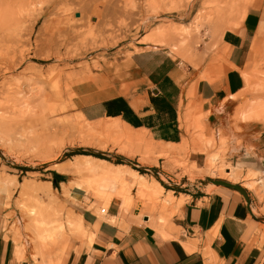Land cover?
I'll use <instances>...</instances> for the list:
<instances>
[{
    "label": "crops",
    "instance_id": "1",
    "mask_svg": "<svg viewBox=\"0 0 264 264\" xmlns=\"http://www.w3.org/2000/svg\"><path fill=\"white\" fill-rule=\"evenodd\" d=\"M209 42L203 40L198 64L184 70L167 46L137 41L136 49L122 63L126 69L111 67L107 86L81 93L75 111L91 124L120 120L151 140L152 153L188 149L187 161L198 170L205 166L208 153L218 151L238 170L264 173V168L260 169L264 163V120L243 121L238 112L245 104L264 102V87L259 86V81H264L262 2L247 6L236 27L223 30L214 45ZM245 73L254 87H249ZM206 140L212 143L208 149ZM162 162L157 160L160 165ZM135 166L147 171L155 167ZM41 175L44 178L37 182L55 191L54 201L57 209H62L63 221L67 209L80 214L82 231L74 236L65 226L67 238L62 248L35 252L15 203L16 188L8 195L0 183L4 188L0 189V264H264V221L257 212V196L250 189H244L248 203L235 189L210 182L177 191L169 218L151 204L143 207L136 200L127 211L110 202L98 214L87 207V202H96L86 200L82 188L71 184L68 195L62 194L61 184L78 181L74 175L55 168ZM4 176L22 181L17 173L0 170V177ZM184 179L174 187L191 185ZM135 191L132 188V198Z\"/></svg>",
    "mask_w": 264,
    "mask_h": 264
},
{
    "label": "rangeland",
    "instance_id": "2",
    "mask_svg": "<svg viewBox=\"0 0 264 264\" xmlns=\"http://www.w3.org/2000/svg\"><path fill=\"white\" fill-rule=\"evenodd\" d=\"M256 1L264 5V0H0V170L17 173L22 181L16 183L40 189L22 194L18 184H11L5 190L8 195L12 188L17 190L15 203L25 219L35 252L43 254L54 247L50 239L41 235L52 225L42 221L47 216L61 220L64 217L54 201L55 191L51 192L48 184L37 182L44 178L41 174L51 168L71 173L78 181L61 184L62 194L67 196V188L74 184L85 190L86 200L92 198L96 202L94 205L87 202V207L98 214L106 209L107 205L96 201L83 183L88 177L81 170L84 161L99 163V158L85 152L100 153L110 161L105 160L110 166L119 161L146 173L148 179H155L173 196L177 191L201 187L207 178L250 189L257 196V212L264 221V192L258 191L261 187L257 184L254 189L245 185V180L251 177L249 169L238 171V179L234 180L241 185L218 175V169L214 174L205 170L206 166L196 169L187 161L188 149L182 150L183 153L173 150L152 153L148 151L151 143L146 145L137 130L120 127L116 122H107L105 126L100 122L91 124L75 111V100L81 93L107 86L111 67L126 69L122 63L136 49L137 41L165 45L179 58L182 69L195 67L203 40L214 45L222 31L236 27L246 7ZM183 36L186 41L182 46L179 42ZM12 63L13 67L6 70ZM259 117L252 119L264 120V116ZM222 158L217 166L231 164L227 156ZM157 160H162V164ZM150 164L155 165L154 170L149 168ZM135 165H144L150 171ZM158 171L163 174L158 175ZM261 175L264 177V173ZM184 177L191 185L175 188V183L185 182ZM7 178L10 180L11 176L0 177V183ZM108 181L111 184L105 180L104 185L112 192L113 182ZM132 188L128 189L129 196ZM135 190L137 194L136 187ZM42 199L44 202L47 199V203ZM174 201L169 211L158 204L156 209L169 218L174 213ZM21 203L40 207L41 219L38 215L28 217L21 210ZM16 221L13 220V227L17 231Z\"/></svg>",
    "mask_w": 264,
    "mask_h": 264
},
{
    "label": "bare ground",
    "instance_id": "3",
    "mask_svg": "<svg viewBox=\"0 0 264 264\" xmlns=\"http://www.w3.org/2000/svg\"><path fill=\"white\" fill-rule=\"evenodd\" d=\"M185 41H186V38L183 36L181 38L179 44H181L183 46ZM254 44H253V46H254ZM18 55H19V52H18ZM17 60L19 61V59H17ZM2 62H4V61H2ZM8 64H5V65H8ZM10 64H11V62H10ZM12 67H13V63L6 70L11 69ZM261 75L263 76V74H261ZM245 77L249 83V87H254L253 86L254 84H250L249 77L247 76V74ZM259 84H260L259 86L264 87V81L263 80L261 82L259 81ZM243 106H242V109L240 111H238L239 117L243 121L252 119L255 116H258V117L264 116V102L258 103V104L256 103L254 105H249V104L246 105L245 104V106L244 107ZM99 122H100L99 124L100 125L102 124L103 126L107 125V122H110V124H111V122H116L115 124L118 123L117 125H119L120 127H123V128L128 127L127 125H125L124 123H122L118 119H106V120H101ZM142 135H144V134H142ZM193 135H194V133H193ZM143 140H145L146 145H148V143L149 144L151 143L150 142L151 140H147L146 137H145V139L143 138ZM201 140H203V139H201ZM198 142H200V141H198ZM195 143H197V142H195ZM200 143H203V142L201 141ZM211 144L212 143L210 140H206L204 142L205 149H208V147ZM150 149H151V147L148 148V151L152 150V149L151 150ZM200 149H201V147H200ZM245 152H246V150H245ZM85 157H88V156H85ZM221 160H222V156L219 154L218 151L208 153L207 154V162L205 164V166H206L205 170H208L210 173H213L216 169H218L219 170L217 173L218 175L225 176L226 178L233 179V180L238 179L236 176H239V175H237L239 170L234 165H231V164L227 165V166H225V164L224 165L220 164L219 166L216 165ZM97 161H99V163L96 164L95 162H92L91 160L86 159L82 165L80 163L81 168H82L81 170H84L86 172V174L88 175V177L86 178V180L83 181V183L86 186L90 195L96 201H101L105 205H108L110 202H117V204H119L120 208L123 210H126V211H127V209H129V207L132 204L135 203V200L138 201L143 207L146 203H149L154 208H156V205L158 204V205H160V207L164 208V211L165 210L169 211L170 207H172L173 203L175 202L174 201L175 197L170 192H168V191L165 192L163 190V188L158 184V182L155 179H152V178L148 179L145 176V174L139 173L136 170H134L132 168H128L126 165H123V164H116V165L110 166V164H107V162L103 159H97ZM78 170H80V169H78ZM223 173L225 175H223ZM260 173H261L260 170L249 169L248 176H251V177L249 178L248 181H246L245 179L244 180H245V185L248 188H251V187L253 188L254 184L259 185L261 187V190H258V191H260V193H262V192H264V182H263L264 177H262V175H261V177H259ZM11 178H12V176H11ZM108 179L113 182V184H112L113 190L110 189L112 192H109V190H107L106 186L104 185L105 180H107L108 184L110 183L108 181ZM11 184L14 186H16V184H18L21 187V193L22 194H25L28 190H30V191L39 190L40 191L39 188L30 187V185L28 183H21V182L16 183L13 178H12V180H9L8 178L6 180H4L2 186L6 187V189H7L9 187V185H11ZM129 187L130 188L136 187V189H137L136 193L137 194H136L135 198H132L131 195L129 196V193H128ZM62 190H63V193H66L65 186H62ZM162 193H164L163 197H161ZM176 203H177V201H176ZM20 207H21V210L28 217L38 215V216H40L39 220L41 219L42 216H41L40 209H39L40 207H35L33 205H26L25 203H21ZM172 211H173V209H172ZM164 214H166V213H164ZM42 222L45 224L52 225V227H50L49 229L43 230V232H41V235L44 238L50 239L52 241L50 244H52L54 247L55 246H60L61 248L63 247L64 242L67 238L65 226H67L70 229L72 235H74V236L79 235L80 232L82 231V223H81L80 214L73 213L69 210L67 211V215H66L64 221H63V219L61 220L59 218H56L55 216H47L46 219H44V221H42ZM52 245H50V246H52ZM43 248H45L44 245H43ZM43 248L41 247V249H43ZM39 255H41V254H39Z\"/></svg>",
    "mask_w": 264,
    "mask_h": 264
},
{
    "label": "water",
    "instance_id": "4",
    "mask_svg": "<svg viewBox=\"0 0 264 264\" xmlns=\"http://www.w3.org/2000/svg\"><path fill=\"white\" fill-rule=\"evenodd\" d=\"M10 166L20 169V167H17L15 165H10ZM205 182H210V183L215 184V185L219 184V185H223V186H226V187H229V188H233L237 192H239L241 194V196L243 197V199L245 200V202L248 203V198H247L245 190L242 187H240L239 185H237V184L230 183V182L223 181V180H218V179L212 180V179H209V178L205 179V181L203 183H205Z\"/></svg>",
    "mask_w": 264,
    "mask_h": 264
},
{
    "label": "trees",
    "instance_id": "5",
    "mask_svg": "<svg viewBox=\"0 0 264 264\" xmlns=\"http://www.w3.org/2000/svg\"><path fill=\"white\" fill-rule=\"evenodd\" d=\"M84 154H89V155H93V156L98 157V158L107 159L105 156L101 155L100 153L85 152ZM115 163H119V161H115ZM139 171L143 172L141 170H139Z\"/></svg>",
    "mask_w": 264,
    "mask_h": 264
}]
</instances>
